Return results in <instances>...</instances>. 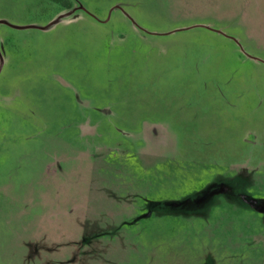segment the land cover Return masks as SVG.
<instances>
[{"label":"rangeland","instance_id":"obj_1","mask_svg":"<svg viewBox=\"0 0 264 264\" xmlns=\"http://www.w3.org/2000/svg\"><path fill=\"white\" fill-rule=\"evenodd\" d=\"M0 264H264V0H0Z\"/></svg>","mask_w":264,"mask_h":264},{"label":"crops","instance_id":"obj_2","mask_svg":"<svg viewBox=\"0 0 264 264\" xmlns=\"http://www.w3.org/2000/svg\"><path fill=\"white\" fill-rule=\"evenodd\" d=\"M134 27H135V30L137 31L136 33L139 35H140L139 32H145L139 27V22L136 20H135ZM145 33L147 34V36L143 35L142 37L143 39L147 40L148 36L156 37V39H159V38H163L164 36H170L172 35L173 32L164 33V34L156 33V32H151V34L148 32H145ZM154 112H162V111L154 110ZM116 117L122 118L124 120L126 119L125 122L127 124L135 126V120H134L135 117L128 118L127 116L124 115L122 111H120V113H117ZM186 126L187 125H182L180 119L178 121L173 120L170 122V127H177L176 129L179 130L178 133L182 135V139L178 143L179 147H182V144L185 143L186 145H189L190 148L198 149V150L218 149L220 148V145L222 146V144L224 143L220 139H213L210 136L208 137L195 136V134L198 132H195L192 129H187ZM133 131L134 133H138L140 135V138L142 139L143 143L145 144L148 150H151V149L153 150V153L151 154L155 157L159 155L158 151H160L162 147L164 146L166 148L171 147V144L168 143V140L166 138L167 134L169 133L168 127L166 128L163 126L161 127V124L150 126V124L147 123L146 120H143L139 130L137 131L133 130ZM183 136L184 137L188 136L189 140L184 139ZM217 144L218 145L220 144V145L217 146ZM155 150H157V152Z\"/></svg>","mask_w":264,"mask_h":264}]
</instances>
